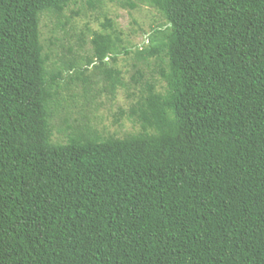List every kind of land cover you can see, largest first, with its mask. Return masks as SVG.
<instances>
[{"label": "trees", "instance_id": "obj_1", "mask_svg": "<svg viewBox=\"0 0 264 264\" xmlns=\"http://www.w3.org/2000/svg\"><path fill=\"white\" fill-rule=\"evenodd\" d=\"M78 1L0 0V264H264V0H148L169 23L165 91L118 110L135 133L78 114L57 142L78 62L49 67L39 25L64 30ZM116 41L95 32L91 56Z\"/></svg>", "mask_w": 264, "mask_h": 264}, {"label": "rangeland", "instance_id": "obj_2", "mask_svg": "<svg viewBox=\"0 0 264 264\" xmlns=\"http://www.w3.org/2000/svg\"><path fill=\"white\" fill-rule=\"evenodd\" d=\"M54 21L53 16L43 14L39 25L47 65L54 67L60 57L70 59L73 55L77 69L63 70V76L67 78L68 72L73 75L79 71L80 80L71 81L66 88L63 85L59 92L61 99L50 120L52 140L63 142L58 127L66 117L78 114L104 133L120 137L137 132L139 125L126 116L116 121L117 112L127 110L145 91L147 83H152L157 91H165L166 82L159 71L168 66L166 37L162 32L167 31L169 23L148 0H103L93 9L80 0L64 9V30L56 28ZM95 32L118 38L117 54L105 57L104 63L91 56ZM68 47L73 53L66 51ZM90 57L92 62L87 64Z\"/></svg>", "mask_w": 264, "mask_h": 264}]
</instances>
